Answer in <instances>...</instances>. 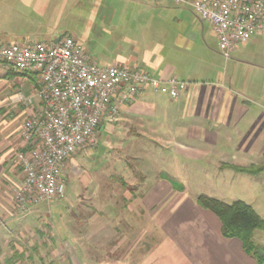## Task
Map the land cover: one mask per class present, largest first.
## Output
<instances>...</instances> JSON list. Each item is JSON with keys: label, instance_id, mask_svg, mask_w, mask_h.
<instances>
[{"label": "crops", "instance_id": "obj_1", "mask_svg": "<svg viewBox=\"0 0 264 264\" xmlns=\"http://www.w3.org/2000/svg\"><path fill=\"white\" fill-rule=\"evenodd\" d=\"M65 23H72V34H82L86 42L95 28L109 44L114 43V52L104 55L73 36L94 59L97 57L104 62L100 64L121 61L163 80L175 77L188 83L177 97L146 90L122 104L119 121L123 125L135 121L138 125L135 130L140 136L173 138L176 154L192 162H205L221 179L245 174L233 167H247L263 161L264 82L253 80L251 73L242 74L240 78L236 71L227 75L225 69L219 66L217 69L210 62L212 58L209 57L208 62L199 57L197 52L202 42L197 38H205V33L207 36L204 23L208 22L200 20L190 8L161 0H0V42L17 39L53 42L66 34L63 32L69 25L58 29V25ZM217 52L220 54L218 48ZM12 71L0 64V222L5 220L0 231L5 235L15 231L12 225H16L17 219L27 216L18 211L14 203V190L20 184L22 173L10 158L22 147L21 123L15 125V122H22L23 115L25 119L34 111L37 105L34 93L38 85L30 73L19 74L24 81L16 80L19 92L15 95L8 90L9 83L5 81ZM25 80H32L27 95L20 91L26 87ZM18 95L25 99L30 97L32 102L17 101L21 106L16 109ZM157 120L165 123V135L155 129ZM179 139L198 144H185ZM221 139L231 146L219 145ZM73 161L74 158H70L67 166L73 165ZM217 225L213 227L215 236L224 243L221 222ZM225 239L234 244H157L151 257H140L134 264H264V260L260 263L248 254L239 239ZM122 245L113 246L116 250ZM132 248L131 245L128 249ZM125 250L126 247L123 252ZM83 253L82 261L76 259V263L71 261V264H90L87 252ZM126 261L124 255L115 263L125 264ZM100 263L111 264L109 257Z\"/></svg>", "mask_w": 264, "mask_h": 264}, {"label": "rangeland", "instance_id": "obj_2", "mask_svg": "<svg viewBox=\"0 0 264 264\" xmlns=\"http://www.w3.org/2000/svg\"><path fill=\"white\" fill-rule=\"evenodd\" d=\"M64 25L69 27L63 33L83 40L85 46L92 45L104 55L114 52V43L109 44L95 28L86 42L82 34H72V23L58 25V29ZM204 25L207 36L205 33L204 40L197 38L202 42L197 52L201 59L209 62L212 58L210 62L217 69L218 66L225 69L227 75L236 71L240 78L251 73L253 80L264 82V34L253 35L249 42L239 44L231 53L233 59L227 60L217 52L209 24ZM5 78L8 90L16 95L19 92L16 80L24 81L23 77L13 72ZM31 81L25 80L26 87L20 89L24 95L30 91ZM15 100L18 109L21 105L17 96ZM156 123L155 129L165 135V123L160 120ZM137 127L135 121L123 125L119 115L111 123L103 122L95 142L72 156L74 164H68L63 176L64 195L29 205L26 214L21 212L27 216L15 219L12 234L0 231V264H71L76 259L82 261L83 252H87L90 264H101L108 257L111 264H118L117 258L124 255L125 264H134L140 257H151L157 244H234L225 237L221 243L215 236L213 227L219 226L220 220L197 203L200 194L228 203L243 200L264 219V172L259 175L242 172L245 174L221 179L205 162H192L176 154L173 138L143 137L137 134ZM219 145L231 146L225 139ZM4 224L5 220H1L0 230ZM253 240L264 260V231H256ZM118 244L123 245L115 250Z\"/></svg>", "mask_w": 264, "mask_h": 264}, {"label": "built area", "instance_id": "obj_3", "mask_svg": "<svg viewBox=\"0 0 264 264\" xmlns=\"http://www.w3.org/2000/svg\"><path fill=\"white\" fill-rule=\"evenodd\" d=\"M161 1L190 8L208 22L225 59L253 35L264 34V0ZM0 64L34 74L38 83L37 105L19 127L22 147L10 158L22 173L13 199L24 214L29 205L64 195L68 159L95 142L99 125L114 121L122 104L146 90L177 97L188 85L121 61L100 64L71 35L53 42H0ZM17 99L32 102L30 97Z\"/></svg>", "mask_w": 264, "mask_h": 264}, {"label": "trees", "instance_id": "obj_4", "mask_svg": "<svg viewBox=\"0 0 264 264\" xmlns=\"http://www.w3.org/2000/svg\"><path fill=\"white\" fill-rule=\"evenodd\" d=\"M13 72L14 74L26 73ZM30 76L35 78L34 74L30 73ZM101 126L102 124L99 125L98 130ZM233 169L239 172L256 174L264 170V159L257 165L233 167ZM196 201L201 207L213 212L219 218L223 237L239 239L244 250L262 263L263 259L257 252L253 237L256 231H264V219L255 211L252 205L240 199L228 203L206 194L198 195Z\"/></svg>", "mask_w": 264, "mask_h": 264}]
</instances>
